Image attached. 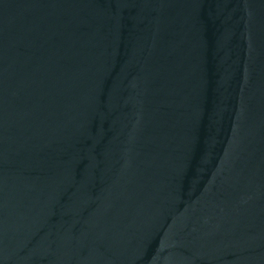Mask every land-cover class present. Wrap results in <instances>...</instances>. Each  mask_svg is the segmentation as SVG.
Listing matches in <instances>:
<instances>
[{
	"label": "water",
	"instance_id": "obj_1",
	"mask_svg": "<svg viewBox=\"0 0 264 264\" xmlns=\"http://www.w3.org/2000/svg\"><path fill=\"white\" fill-rule=\"evenodd\" d=\"M0 264H264V0H0Z\"/></svg>",
	"mask_w": 264,
	"mask_h": 264
}]
</instances>
